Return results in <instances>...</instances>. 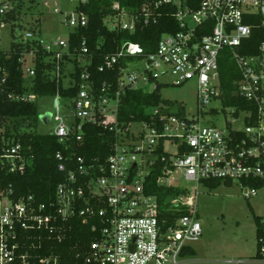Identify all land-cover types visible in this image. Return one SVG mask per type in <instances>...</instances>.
Returning <instances> with one entry per match:
<instances>
[{
	"label": "built area",
	"instance_id": "1",
	"mask_svg": "<svg viewBox=\"0 0 264 264\" xmlns=\"http://www.w3.org/2000/svg\"><path fill=\"white\" fill-rule=\"evenodd\" d=\"M88 1L79 0L75 10L60 18L69 32L52 41L23 9L18 19L10 18L11 11H18V0L0 1V30L19 27L24 33L13 41L32 46L19 58L28 81L36 75V47L47 54L49 73L58 84L63 79L64 86H76L71 75L76 61L83 68L77 94L69 97L75 112L72 121L62 111L60 92L54 96L50 123L55 126L49 133L65 143L68 152L56 153L65 179L49 203H39L31 194L19 196L8 182V175H24L34 158L11 135L15 128L23 133L24 125L14 120L5 124L0 117V264H180L184 251L193 249L203 234L197 210L200 186L237 182L247 199L264 189V34L255 52H245L254 30L264 28V0H141L138 7L136 2L126 7L114 2L103 19L111 32L134 34L157 24L161 9L169 6L179 29L164 33L152 51L131 38L120 44L113 38L109 45L115 48L98 67L108 73L107 80L98 87L89 65L107 41L99 38L93 51L90 37L81 35L89 28L90 16L81 8ZM55 13L61 10L56 7ZM28 58L31 65L26 67ZM228 60L235 64L236 75L225 84L221 64ZM191 82L196 85L195 112L182 103L161 101L150 107L145 119L120 122L126 91L161 95L163 89ZM33 86L27 82L23 93H9L8 98L37 102L40 96ZM220 115L225 118L223 127L217 124ZM87 123L115 136L104 160L87 161L68 146L74 139L83 140ZM26 131L36 130L30 125ZM168 143L177 145L176 155L166 151ZM158 166V185L170 186L163 180L176 174L196 184L194 190L173 196L164 211L158 196L149 192V177ZM180 210L186 213L168 215ZM80 224L91 234L90 243L78 242L74 257L62 258L54 242L62 244L68 231Z\"/></svg>",
	"mask_w": 264,
	"mask_h": 264
},
{
	"label": "trees",
	"instance_id": "2",
	"mask_svg": "<svg viewBox=\"0 0 264 264\" xmlns=\"http://www.w3.org/2000/svg\"><path fill=\"white\" fill-rule=\"evenodd\" d=\"M1 1V0H0ZM120 2L122 6L126 7L131 2H136V7L141 3V0H89L87 4L81 6L82 10L87 12L90 16L89 28L81 35L90 37L91 46L96 44V41L105 37L107 41L100 50L94 52L91 57L92 63L89 65V70L95 81V86H101L107 80V72H99L98 67L103 63V57L106 53L112 52L114 45H109L113 38H116L117 44H120L126 38H131L134 41L141 43L148 51H152L157 46L160 37L166 32H174L179 29L176 20L174 19L171 7H164L161 9L162 16L159 23L150 25L143 30L138 29L136 33L129 34L128 32L115 33L111 32L103 23L106 14L112 11L114 2ZM16 10L11 11L10 18L18 19L17 14H21L22 4L19 2ZM264 34V28H256L252 39L249 41V48L245 49L246 53H253L259 43V37ZM81 37V36H80ZM79 39V37L77 38ZM109 40V42H108ZM117 46V45H116ZM32 46L27 43L12 42L9 52L0 51V117L2 123H9L11 120L18 118L34 117L38 114V107L36 102H24L12 100L8 98L9 93L21 94L25 90V84L29 82L23 71V64L19 58L26 50H32ZM36 52V75L34 80L33 90L39 96H55L60 92L62 97H73L77 94L79 89L78 84L81 81V73L83 68L79 66L78 61L75 63V73L71 74L77 79V85L74 87H66L63 85V79H60V84L56 79L51 77L49 71L52 64L45 59V54L41 47L34 48ZM221 72L224 83L231 81L235 76V64L228 60L222 62ZM3 79H6L3 81ZM161 101L166 104H171L169 100L162 99L159 92L147 94L140 90H128L123 93L121 104L119 107V120L127 124L130 121L145 119V108L158 105ZM16 133L14 135L15 141L20 140L24 146V150L28 156H33V164L28 167L24 175H8V182H12L16 188L17 194L34 195L39 203H49L55 198L56 186L65 179V174L58 169V161L56 159L57 151L67 153V145L60 142L59 138L52 133H39L37 131H23L20 133L18 128L13 129ZM83 140L76 141L75 139L68 143L71 149L77 151V154L86 158L87 161H92L95 158L104 160L111 152L115 136L112 132L103 130L100 127L85 124L83 131ZM161 168L158 166L154 173L149 177V188L151 194H155L159 198L161 209L167 210V200L171 196H177L181 190L173 186L158 185L157 180L161 176ZM221 185V182H209L207 187L212 189ZM186 211L180 210L176 213H168L174 218L184 215ZM258 249L253 262H239L238 264H264V253L261 251L264 247V242L260 243V238H264V226L261 217L256 216ZM91 240V234L83 227V225H75L73 229L68 231V238L62 243L56 245V254L62 258H73L75 246L78 242L88 245ZM82 250V248H81ZM185 255H195V250L188 248L184 251Z\"/></svg>",
	"mask_w": 264,
	"mask_h": 264
},
{
	"label": "rangeland",
	"instance_id": "3",
	"mask_svg": "<svg viewBox=\"0 0 264 264\" xmlns=\"http://www.w3.org/2000/svg\"><path fill=\"white\" fill-rule=\"evenodd\" d=\"M14 1V0H12ZM44 1L48 2L45 6ZM79 0H18L22 4L24 16L40 24L42 35L47 41L57 37H65L69 28L61 24L60 18L76 9ZM61 10L59 15L55 8ZM24 33L19 27L13 29L7 26L0 30V50L9 52L14 37L19 39ZM26 67L31 65V60ZM83 63V62H81ZM68 69L72 70L73 65L69 64ZM32 82L31 78H28ZM68 83V78L65 79ZM163 99L172 103H182L187 109L195 112L197 108L196 85L191 82L182 87H169L161 91ZM55 97L40 96L37 99L38 114L34 117L14 120L19 125H24L27 130L30 125L39 133H49L54 129L55 122L47 124L42 116L46 113L55 112ZM62 111L73 120L74 105L68 97H61ZM145 113L152 112V108H146ZM225 118L220 115L217 124L223 127ZM139 126L134 125L133 129ZM166 151L172 156L177 153V145L168 143ZM163 182L180 190H194L196 184L185 180L181 174L164 179ZM180 201L179 197H176ZM197 210L203 234L199 241L193 243L195 255H182L180 264H238L255 260L258 249L257 224L255 217L262 219L264 226V189L260 190L257 196L247 199L243 196L242 187L235 182L232 185L221 184L217 188L199 187Z\"/></svg>",
	"mask_w": 264,
	"mask_h": 264
},
{
	"label": "water",
	"instance_id": "4",
	"mask_svg": "<svg viewBox=\"0 0 264 264\" xmlns=\"http://www.w3.org/2000/svg\"><path fill=\"white\" fill-rule=\"evenodd\" d=\"M42 119L45 123L49 124L50 120H51V113H46L42 116ZM173 199V196H171L170 198H168L167 200V204H169Z\"/></svg>",
	"mask_w": 264,
	"mask_h": 264
},
{
	"label": "crops",
	"instance_id": "5",
	"mask_svg": "<svg viewBox=\"0 0 264 264\" xmlns=\"http://www.w3.org/2000/svg\"><path fill=\"white\" fill-rule=\"evenodd\" d=\"M254 261V260H253ZM252 260L251 261H249V262H253Z\"/></svg>",
	"mask_w": 264,
	"mask_h": 264
}]
</instances>
